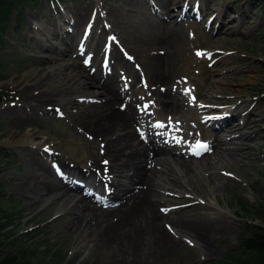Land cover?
Here are the masks:
<instances>
[{"label": "bare ground", "instance_id": "6f19581e", "mask_svg": "<svg viewBox=\"0 0 264 264\" xmlns=\"http://www.w3.org/2000/svg\"><path fill=\"white\" fill-rule=\"evenodd\" d=\"M210 1L129 0L125 5L129 12L122 7L116 19L117 27L122 28L126 37L131 27L127 30L125 21L134 14L132 21L140 24L138 29L131 28L133 34H136L134 46H128L129 41H126V45L121 44L123 35L120 33L117 42L102 43L96 28L99 25V11L94 14L92 10L88 14L79 12L74 19L66 16L70 27L61 38L69 37L71 42L66 43L67 47L64 49L51 44L49 36L46 38L49 43L40 42L39 49L43 54L37 56L34 81H31L36 87L23 84L27 81L26 75L21 82L15 77L13 83L17 84L22 99L18 98L19 103L6 105L0 111V114L6 115L12 122V129L0 131V138H5L0 141V149L19 156L27 164L22 172L9 176L13 182L11 187L20 196H24L25 211L32 212L45 201L47 204L37 212L39 215L27 221H42L44 216L41 213H49L55 205L59 206L61 212L48 220L47 224H58L61 232L82 236L83 241L92 246L112 244L126 250L127 255L131 252V243L141 241L144 244L157 239L153 242L159 243L163 252L159 256L165 257L174 249V244L181 245L173 236L174 233L179 234L180 230L195 237L199 249L205 254L215 252L213 238L221 239L224 232L229 231L227 223L223 224L224 218L203 213L186 219L181 214L182 211H177L175 216L165 215L163 210L168 209L164 206L169 205L163 204L173 203L174 199H169L168 196H181L183 192H189L186 194L198 199L208 191L224 189L220 176L214 171L216 166L228 160L251 158L253 155L257 159L254 151L261 142L257 139L263 138L264 130L258 129L260 121H253L257 110L255 104L239 106L232 102L215 103L212 116L206 120L210 130L204 132V135V123H199L202 138H208L204 151L199 145L205 143L195 140L194 131L186 130L184 116L186 112H190L193 104L189 100L186 103L182 89L185 88L184 82L179 81L175 73L188 40L186 27L180 21L184 17L192 19L190 23L197 24L196 31L218 37L222 32L228 33L232 25L238 30L246 27L253 19L250 14L231 15L228 4L223 6L216 3L211 6L208 4ZM143 2L150 14L142 10ZM135 5H140V8H135ZM175 5L180 12L172 19L173 13L170 11ZM104 6L97 5L96 10L108 12V7ZM126 22L129 24V21ZM213 23L216 24L215 28ZM115 25L116 21L109 19L105 25L102 24L100 33L103 31L109 36ZM48 31L50 36L59 38L57 29L49 28ZM78 35L83 36L84 40L76 42L74 46ZM128 37L129 34L127 40ZM91 49L92 54L87 56ZM205 49L212 51L211 48ZM73 51L77 52L76 59L82 65H68L60 62L62 58L50 57L52 53L69 55ZM110 53L113 57L105 68L101 54ZM125 53L132 55L133 59L125 57ZM86 58L91 60L90 66L83 63ZM133 60L139 62L140 71L136 70ZM132 65L137 74L130 73L134 75L133 79L123 78L118 71L119 67L129 74L128 71L132 72ZM139 73H143V84ZM118 77L127 86L123 94ZM51 83L54 84L53 87L48 86ZM45 86L47 88L44 89ZM211 90V85L206 82L199 87L200 97H205ZM73 94L76 95L72 96ZM142 98L149 99L152 103L144 105ZM203 102L207 104L206 100ZM44 106H47V110ZM73 107L77 108L76 111H72ZM56 108L69 114L71 118L76 115L81 124L76 126L75 121L72 122L81 132H89L85 129L87 127L93 135L99 134L104 138L105 145L101 143L98 154L91 155L93 167L71 164L64 166V163L55 159L59 155L56 150L47 151V147L43 148V140H36L34 124L37 121L43 122L45 117H49L50 110ZM63 108L66 110L63 111ZM151 109L158 112L159 120L152 117ZM197 114L198 107L195 108V115ZM138 126L145 130L143 137L147 142L139 136ZM243 129L246 131L242 134ZM222 133L230 136L228 140L221 137ZM50 158L55 161H50ZM212 159L214 161L209 162ZM207 174L209 180L213 181V186L203 188V184L198 182ZM93 192L105 203L115 201V206L106 209L93 205L90 195ZM181 201L180 204L183 203ZM213 205L209 204V207ZM114 215L116 221L113 219ZM163 219L171 222L167 226L173 234L167 232L166 224V228L161 224ZM113 228H116L118 234L111 231ZM156 247L151 248L152 253L156 251ZM123 260L116 259L120 264L133 263V260L122 263ZM148 261L149 259L142 260L136 264H147Z\"/></svg>", "mask_w": 264, "mask_h": 264}, {"label": "rangeland", "instance_id": "374dc122", "mask_svg": "<svg viewBox=\"0 0 264 264\" xmlns=\"http://www.w3.org/2000/svg\"><path fill=\"white\" fill-rule=\"evenodd\" d=\"M51 1L34 0L33 3L26 6L22 12L23 15L22 13L20 16L13 14L10 29L1 38L0 93L3 95V101L0 103V111L6 105L13 106L19 103L18 98L22 99L17 84L13 83L15 77L21 82L27 76V81L23 84H30L31 88L36 87L32 85L31 81H34L33 74H35V63L38 61L37 56L43 54L39 49L40 42L49 43L46 41L49 36L50 43L62 49L67 47L66 43L71 42L69 37L61 38L70 27L67 24L66 16H72L74 19L79 12L88 14L91 10L96 9L97 5H105L108 7L109 14L99 11V25L96 27L99 31L98 36H101L100 41L102 43L111 42L110 38L113 37L106 36V32L102 31V34L100 31L102 24L112 18L113 22L116 21V25L115 29L110 30V34L116 36L118 33L119 36L120 33L123 35L121 44L126 45V41H129L128 46L135 45L136 34H133L131 28L138 29L140 24L132 21L134 14L126 20L129 21V24L125 21V25H128L126 26L127 30L129 26L131 27L128 30V40V34L125 37L122 28L117 27V15L122 7L129 12L125 7L129 0H60L59 4L55 3L56 1L54 3ZM216 3L223 6L228 4L231 7V15L250 14L253 19L249 24H246V27L243 26L238 30L232 25L233 27L231 26L228 33L222 32L218 37L217 35L212 36L210 33L205 35L196 31L197 24L190 23L192 19L184 17L182 18L184 20L180 21L186 27L188 40L178 60V68L175 73L179 81L182 83L185 81L184 98L186 103L189 100L193 104V108L184 116L189 127L188 131H194L198 137L199 123L211 116L215 103L231 102L239 106L255 104L257 110L253 121L254 123L260 121L258 129L264 130V0H211L208 4L215 6ZM143 5L144 9L142 10L149 13L144 2ZM135 8H140V5H135ZM171 9L172 19H174L180 10L177 5L172 6ZM85 20L86 18L82 20V23ZM232 22L234 23V20ZM214 25L216 24L213 23L212 26ZM49 28L57 29L60 34L59 38L50 36ZM118 36L113 39H118ZM79 39L80 35L74 41V46L76 42H79ZM204 47L211 48L212 51ZM197 53H201V55H197ZM91 54L92 49L87 52V56ZM77 56L76 51L69 55L50 54V57L62 58L63 60L60 62H64V64L82 65L81 61L76 59ZM125 57L133 59L130 54H125ZM143 57L146 59V55ZM101 58H104V55ZM89 64L90 62L87 61V65ZM134 64L138 71L139 62L134 61ZM120 70L124 69L119 67L118 71ZM131 70L132 72L128 71L129 76H134L130 74L133 72V74H137L133 65ZM85 72L87 73L86 69ZM116 74L117 72H115ZM125 74L122 72L123 76ZM117 79L120 88H122L123 82L120 77ZM206 82L211 85L212 90L202 98L199 87ZM48 86L53 87L54 84L51 83ZM17 95L18 97H15ZM141 100L144 101L143 98ZM205 100L207 104H204ZM46 107L44 106L45 109ZM117 107H119L118 104ZM196 107H198L197 115H195ZM71 109L76 111L77 108ZM65 110L63 108V111ZM61 112L59 108L51 109L49 117H45L43 122L37 121L34 124L35 132L37 131L36 140H43L45 144L43 148L47 147V151L56 150L59 155H56L55 159L64 163V166L76 164L80 167H93L91 155L98 154V146L104 142V138L99 134H94L95 138L93 132L84 125L89 132H81L73 125L74 121L76 126L81 124L78 117L73 115L71 118L69 114ZM154 114V118H158V112L156 111ZM8 129H12V122L6 115L0 114V131ZM244 131L246 130L243 129L242 134ZM225 134L222 133L221 137L228 140L230 136ZM252 134L255 137V134ZM4 140L5 138H0V141ZM260 140L257 150L254 151L257 159L253 155L251 158L228 160L224 164L219 163L216 166L214 171L220 176L224 189L218 188L215 192L208 191L203 195L200 194L198 199L191 198L190 194H186L189 192H183L181 196H168L169 199H174L173 203L163 204L174 205V210L168 211V215L175 216L177 211H182L181 214L186 219L198 217L203 213L210 216L215 215L225 219L223 224L227 223L229 231L224 232L221 239L213 238L212 245L215 252L207 255L202 249H199L195 237L186 231L179 230V234L171 233L167 226L171 222L163 219L161 224L164 227L166 224L167 232L173 234L176 240L181 242V245L174 244L172 251L168 249L169 252L165 257L159 256L163 255V252L161 245L155 243L157 239H151V242L147 241L144 244L141 241L131 243L129 245L131 252L126 255V250L116 248L112 244L108 246L105 245L106 243H102L92 246L84 242L82 236L76 237L74 234L61 232L58 224H47L48 220L53 219L61 212L59 206L54 205L49 213L42 212L41 215L44 216L42 221L36 223L27 221L30 218H35V215H39L37 212L47 206L46 201L34 208L32 212L25 211L24 196H20L17 190L11 187L13 182L9 176L22 172L27 164L22 162L19 156L0 149V215L5 214L11 220L5 229L6 233L2 236V248L16 257L19 255L25 259L30 258L31 264H120L119 261H116L119 258L124 259V262L121 261L122 263L133 260L132 264L147 259H149L147 264H224V261L229 263L232 254L236 257L241 256V235L251 234L255 225L264 227V133L263 138L257 139V141ZM35 153L37 154V150ZM53 159L51 158L50 161L54 162L55 159ZM211 161L214 160L209 162ZM210 173L211 171L208 172V174ZM208 174L201 177L198 182L203 184V188L213 186V181L209 180ZM180 200H182V204H180ZM209 204L214 205L209 207ZM107 208L111 209V207ZM114 217L115 215L113 219L116 221L117 218ZM165 228L164 230H166ZM111 231L118 234L116 228ZM153 246L157 247L156 251L152 253ZM24 250L28 252L27 258L22 253ZM244 258H249V256Z\"/></svg>", "mask_w": 264, "mask_h": 264}, {"label": "trees", "instance_id": "16d2710c", "mask_svg": "<svg viewBox=\"0 0 264 264\" xmlns=\"http://www.w3.org/2000/svg\"><path fill=\"white\" fill-rule=\"evenodd\" d=\"M34 0H0V42L2 36L10 29V22L13 14L21 15L26 6L33 3ZM23 15V13H22ZM3 96L0 93V102ZM7 216L0 215V264H31L30 258L25 259L21 256H15L8 250L2 248V236L6 233L5 229L9 224L6 222ZM240 251L241 256H230L229 263L224 264H264V227L256 225L251 234H243L241 237ZM2 248V249H1ZM24 257H28V252L23 251ZM249 256V258H244Z\"/></svg>", "mask_w": 264, "mask_h": 264}, {"label": "snow or ice", "instance_id": "6c2138e0", "mask_svg": "<svg viewBox=\"0 0 264 264\" xmlns=\"http://www.w3.org/2000/svg\"><path fill=\"white\" fill-rule=\"evenodd\" d=\"M197 55H201V53H197ZM201 148H205L206 149V145H199ZM105 164H107V161L104 162Z\"/></svg>", "mask_w": 264, "mask_h": 264}]
</instances>
